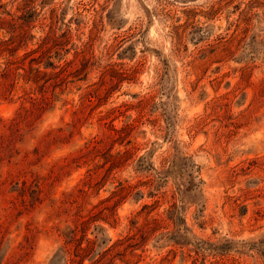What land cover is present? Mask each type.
Listing matches in <instances>:
<instances>
[{"label": "rangeland", "instance_id": "374dc122", "mask_svg": "<svg viewBox=\"0 0 264 264\" xmlns=\"http://www.w3.org/2000/svg\"><path fill=\"white\" fill-rule=\"evenodd\" d=\"M0 264H264V0H0Z\"/></svg>", "mask_w": 264, "mask_h": 264}, {"label": "trees", "instance_id": "16d2710c", "mask_svg": "<svg viewBox=\"0 0 264 264\" xmlns=\"http://www.w3.org/2000/svg\"><path fill=\"white\" fill-rule=\"evenodd\" d=\"M86 223H87V220H82L81 221L82 226H84V224H86ZM83 240H84V234H82L81 237H80V239H79V242L77 244V251L78 250H82V251H85V250L88 251L89 250L88 251V253H89L90 250H91V248H92V242L89 239H86V242H87L88 245L86 246V248H84V247L81 246ZM107 250H109V249H107ZM107 250H105V251H107Z\"/></svg>", "mask_w": 264, "mask_h": 264}]
</instances>
